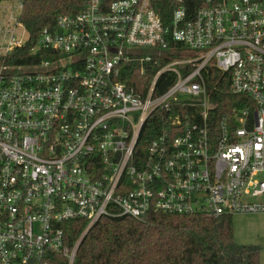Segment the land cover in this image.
Here are the masks:
<instances>
[{"label":"built area","instance_id":"built-area-1","mask_svg":"<svg viewBox=\"0 0 264 264\" xmlns=\"http://www.w3.org/2000/svg\"><path fill=\"white\" fill-rule=\"evenodd\" d=\"M81 1L40 30L51 58L0 67V264H72L103 218L264 214V0ZM10 2L2 56L28 40ZM211 71L250 108L216 119Z\"/></svg>","mask_w":264,"mask_h":264},{"label":"trees","instance_id":"trees-1","mask_svg":"<svg viewBox=\"0 0 264 264\" xmlns=\"http://www.w3.org/2000/svg\"><path fill=\"white\" fill-rule=\"evenodd\" d=\"M14 0H0L4 2ZM83 8L81 0H23L19 22L28 40L8 55H0V67L37 64L51 58L49 52L37 50L39 32L53 26L60 15H72ZM159 66L145 64L143 79L151 78ZM140 65L130 63L119 80L128 88H137ZM158 81L156 93L165 91L170 82ZM209 87L216 86V108L213 116L220 120L233 110L249 107L248 99L230 92L228 77L211 71L206 78ZM214 99V100H215ZM247 100V101H246ZM152 136L143 137V144ZM72 246L84 230L81 221L65 225ZM260 247L240 245L234 241L231 217L175 215L155 213L144 220L127 217L103 218L95 223L80 242L72 264H259ZM55 264H68L63 257Z\"/></svg>","mask_w":264,"mask_h":264},{"label":"rangeland","instance_id":"rangeland-1","mask_svg":"<svg viewBox=\"0 0 264 264\" xmlns=\"http://www.w3.org/2000/svg\"><path fill=\"white\" fill-rule=\"evenodd\" d=\"M12 14L18 16V8L15 2H4L0 5V25L7 29L6 20ZM9 30L17 41H26L27 33L20 27H15L14 23L9 25ZM8 37L0 35V47L3 49L8 45ZM234 241L240 245H257L260 247L259 264H264V214L233 215L231 217Z\"/></svg>","mask_w":264,"mask_h":264},{"label":"water","instance_id":"water-1","mask_svg":"<svg viewBox=\"0 0 264 264\" xmlns=\"http://www.w3.org/2000/svg\"><path fill=\"white\" fill-rule=\"evenodd\" d=\"M83 238H84V237H83ZM83 238H82V239H83ZM82 239H81V241H82ZM81 241H80V242H81Z\"/></svg>","mask_w":264,"mask_h":264}]
</instances>
